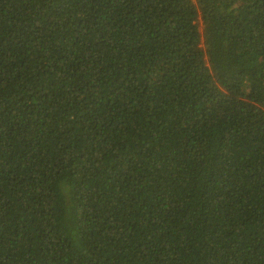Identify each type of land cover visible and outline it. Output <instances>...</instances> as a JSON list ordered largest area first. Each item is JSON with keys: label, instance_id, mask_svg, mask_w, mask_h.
Masks as SVG:
<instances>
[{"label": "trees", "instance_id": "obj_1", "mask_svg": "<svg viewBox=\"0 0 264 264\" xmlns=\"http://www.w3.org/2000/svg\"><path fill=\"white\" fill-rule=\"evenodd\" d=\"M0 264H264V0H0Z\"/></svg>", "mask_w": 264, "mask_h": 264}]
</instances>
